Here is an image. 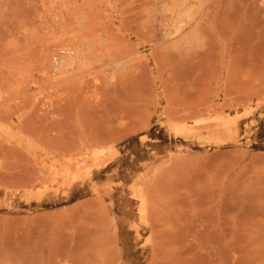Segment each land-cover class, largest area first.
Listing matches in <instances>:
<instances>
[{
  "label": "rangeland",
  "instance_id": "rangeland-1",
  "mask_svg": "<svg viewBox=\"0 0 264 264\" xmlns=\"http://www.w3.org/2000/svg\"><path fill=\"white\" fill-rule=\"evenodd\" d=\"M0 264H264V0H0Z\"/></svg>",
  "mask_w": 264,
  "mask_h": 264
},
{
  "label": "built area",
  "instance_id": "built-area-1",
  "mask_svg": "<svg viewBox=\"0 0 264 264\" xmlns=\"http://www.w3.org/2000/svg\"><path fill=\"white\" fill-rule=\"evenodd\" d=\"M57 60H58L57 55H54V56L52 57V62H53L54 64H56V63H57Z\"/></svg>",
  "mask_w": 264,
  "mask_h": 264
},
{
  "label": "bare ground",
  "instance_id": "bare-ground-1",
  "mask_svg": "<svg viewBox=\"0 0 264 264\" xmlns=\"http://www.w3.org/2000/svg\"><path fill=\"white\" fill-rule=\"evenodd\" d=\"M180 129V128H179ZM183 130V129H182ZM181 134H182V132H181Z\"/></svg>",
  "mask_w": 264,
  "mask_h": 264
}]
</instances>
